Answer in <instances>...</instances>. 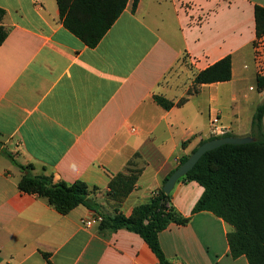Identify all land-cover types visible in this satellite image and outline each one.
<instances>
[{"label": "crops", "instance_id": "0c3cea01", "mask_svg": "<svg viewBox=\"0 0 264 264\" xmlns=\"http://www.w3.org/2000/svg\"><path fill=\"white\" fill-rule=\"evenodd\" d=\"M132 3L90 48L65 28L57 0H0L10 29L0 47V264H160L138 234L84 224L115 212L113 176L142 171L120 207L130 216L213 136L214 118L229 134L254 137L264 104L255 8L264 0H140L136 12ZM227 56L232 79L188 96L195 75ZM155 95L188 101L166 110ZM28 164L55 182H85L99 212L79 206L63 215L20 191L19 166ZM203 193L195 181L176 183L173 204L190 221L159 234L165 255L173 264H249L231 255L233 226L193 214Z\"/></svg>", "mask_w": 264, "mask_h": 264}, {"label": "trees", "instance_id": "16d2710c", "mask_svg": "<svg viewBox=\"0 0 264 264\" xmlns=\"http://www.w3.org/2000/svg\"><path fill=\"white\" fill-rule=\"evenodd\" d=\"M139 1L133 0V12H136ZM128 3L129 0H57L60 19L65 28L90 48H95L101 42ZM5 15L6 11L0 8V47L10 32L3 24ZM255 21L256 35L259 38L264 35V7L256 6ZM231 79L232 58L227 56L195 75L188 96L197 94L199 86L203 84L227 82ZM257 83L264 88V76H258ZM154 100L164 109L170 110L183 106L188 97L174 102L164 96L155 95ZM263 117L264 104L259 107L253 121V136L256 141L239 145L226 144L211 150L180 179L183 182L195 181L204 188L193 214L211 212L233 226V232L228 235L231 255L234 258L245 256L249 264H264ZM216 138L212 136L209 140ZM204 142L206 141L200 145ZM189 157L190 155L183 156L179 166ZM19 167L23 170L18 184L19 190L47 200L57 212L66 215L79 206L99 212V204L89 198L91 191L85 182L76 181L71 185L55 182L52 176L32 173V164ZM141 174V170L129 169L127 173L113 176L107 195L113 202L115 212L111 215L99 214L103 217L99 231L103 234H111L120 229L134 232L149 245L160 264H173L161 247L159 234L173 223L188 224L190 218L177 211L172 195L166 194L160 188L147 203L136 206L132 215L126 216L120 211L121 205L137 188Z\"/></svg>", "mask_w": 264, "mask_h": 264}, {"label": "water", "instance_id": "95a60500", "mask_svg": "<svg viewBox=\"0 0 264 264\" xmlns=\"http://www.w3.org/2000/svg\"><path fill=\"white\" fill-rule=\"evenodd\" d=\"M256 141L255 137L246 136V137H236V136H225L219 137L213 140H208L204 142L202 145L198 147V149L190 155L188 160L179 166L167 179L163 186V190L166 194H171L174 189L176 183L186 176L199 162V160L203 157V155L211 150L219 148L226 144H247Z\"/></svg>", "mask_w": 264, "mask_h": 264}, {"label": "built area", "instance_id": "2783aa9c", "mask_svg": "<svg viewBox=\"0 0 264 264\" xmlns=\"http://www.w3.org/2000/svg\"><path fill=\"white\" fill-rule=\"evenodd\" d=\"M254 60L257 66L258 76H264V35L257 38L254 45ZM211 132L214 137H224L230 133L222 124L219 123V118H214L211 123ZM156 191L153 193V195ZM103 217L101 215H95L93 218L88 219L84 224L88 227L93 226L94 224L101 223Z\"/></svg>", "mask_w": 264, "mask_h": 264}, {"label": "rangeland", "instance_id": "374dc122", "mask_svg": "<svg viewBox=\"0 0 264 264\" xmlns=\"http://www.w3.org/2000/svg\"><path fill=\"white\" fill-rule=\"evenodd\" d=\"M182 64H184V62L182 63ZM184 65H186V64H184ZM29 165V164H28ZM28 165H26V166H28ZM33 173V172H32Z\"/></svg>", "mask_w": 264, "mask_h": 264}]
</instances>
